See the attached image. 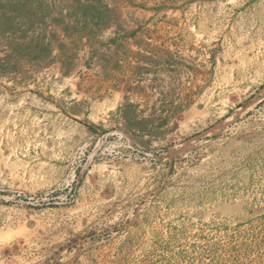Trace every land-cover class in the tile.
Masks as SVG:
<instances>
[{"label": "rangeland", "instance_id": "1", "mask_svg": "<svg viewBox=\"0 0 264 264\" xmlns=\"http://www.w3.org/2000/svg\"><path fill=\"white\" fill-rule=\"evenodd\" d=\"M0 264H264V0H0Z\"/></svg>", "mask_w": 264, "mask_h": 264}]
</instances>
